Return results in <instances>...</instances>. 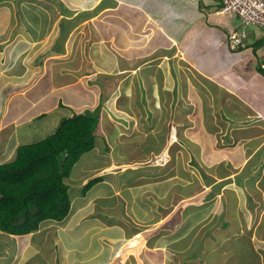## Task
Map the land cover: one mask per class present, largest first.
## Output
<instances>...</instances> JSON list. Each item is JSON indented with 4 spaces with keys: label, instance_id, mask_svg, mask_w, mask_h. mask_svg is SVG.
Wrapping results in <instances>:
<instances>
[{
    "label": "crops",
    "instance_id": "obj_1",
    "mask_svg": "<svg viewBox=\"0 0 264 264\" xmlns=\"http://www.w3.org/2000/svg\"><path fill=\"white\" fill-rule=\"evenodd\" d=\"M160 9H163L165 13L168 12L167 17L176 27L173 33L168 32V29L162 26L159 20L162 14L158 15L156 12ZM122 13L124 20L128 19L125 22L128 25L125 32L128 33L127 30L131 24L133 27L139 25L140 35L128 33L130 34L129 39L132 37L129 44L120 49L119 53H114L112 52L114 49H110L112 44L109 45V41L104 43L106 38L98 40L100 38L97 35L102 34L109 39L112 38L111 36L114 38L113 32L102 31L101 33L100 22L108 17L117 18ZM221 14L224 13L220 12L216 0H0V143L5 145L9 141L11 152L8 160H2V163L13 158L17 146L20 145L19 135L27 127V130L32 129L33 133L39 130L45 121L51 119L59 121L73 112H82L84 109L93 110L98 102L102 103V95L117 84L119 94L115 101L113 100L114 104L109 110L110 113L113 112L114 117L118 116L116 114L123 116L127 113L125 109L117 107V105L122 107L118 104L121 98L122 100H137L135 96L138 94L139 100L144 101L145 98V102L153 106L150 115L146 112L147 109L141 114H147V118L155 120L154 134L163 140V134L166 136V134L174 133L177 147H179L178 141L182 138L180 130L189 128L187 120L193 125L194 120L199 119L201 122L200 124L198 120L199 128L205 136L201 164L204 167L219 165L224 168L227 165L234 171L232 174H224L225 177L234 176V179H246L251 176L246 181H256L258 184L264 168V110L255 108L249 102H242L244 98L240 92L235 90V84L232 82V78L237 76L239 70L235 68L237 66L230 67V63L236 59L235 54L240 55L246 52L245 56L244 54L239 56L242 60L252 54L251 43H245V51L241 50L242 47L237 51H232L227 43L228 34L222 33L221 39L218 40L210 37L211 33L191 32L195 26L202 27L201 30L205 31L207 22ZM192 17H195V24L191 21ZM176 21H182L180 24L187 27L182 28ZM82 23L85 25L82 27L83 30H80ZM78 29L79 32L76 33ZM155 30L158 32L156 33ZM100 43L102 45L99 47L102 51L97 48L96 51L89 53V47L86 49L89 45L98 46ZM187 49H192L191 53H187ZM76 51L79 55L82 54L78 59V65L74 63L75 61H71ZM205 61L213 63L220 61V66L212 68ZM262 63L264 64V58L261 59ZM247 74L250 75L248 69L243 75L247 77ZM65 75L71 76V79L58 80ZM258 78L260 82L255 85L260 96L264 94V76L261 75ZM99 80H102L101 83ZM75 86H78L80 92L87 98L75 100L73 93L63 92V90H73ZM220 93H223L222 102L218 97ZM195 98L198 99L197 104L201 107L204 105L201 113L199 105L195 106ZM237 101L246 105L247 108L239 110L235 108L225 112L228 105L229 107L234 106L230 103ZM105 102H110V98H107ZM142 106L146 107L145 104ZM36 107L39 110L34 114H29ZM101 108H104L103 105L100 111ZM203 109H206L205 113ZM102 113L106 121L99 122L100 127L98 128L102 131L101 126H106L109 130L113 126L108 121L110 120L109 113L99 112L100 118ZM168 116L176 118L177 121L166 128H156V122H166ZM142 118L145 117L142 115L138 117V123L142 122ZM182 119L183 123H187H185V128L184 125H180ZM34 122L36 124L32 125ZM179 125L182 126L181 129ZM108 136L109 134L107 136L99 134L103 141L108 140L106 142H109ZM111 137L113 141L116 138L114 135ZM14 144L17 145L13 148ZM11 149L14 151L12 152ZM259 169L261 171L257 177ZM97 177L103 180L102 176ZM102 188L108 194L114 191ZM129 188L130 186L122 184L115 187V190L122 191L123 196L126 197ZM239 188L238 185L236 189L232 186L226 191L232 193L231 196L236 203L233 210L229 212L236 213L234 210L238 207L240 209L243 204L242 190ZM98 190L103 191L101 188ZM171 192L175 198V208L181 210L175 211L179 221L167 222L169 226L164 225L165 233H159L152 239L162 236L167 238L171 250H175L174 254L178 255L183 248L192 245L191 242L195 240V235L202 238L205 231L201 228L197 234L194 232L199 224H203L201 220L195 224L197 217L190 216L194 207L189 204L183 208L184 206L179 207V204H176L181 200L188 203L192 194L178 197L177 191ZM252 193L253 196L259 195L256 191ZM119 199L120 197L116 198L115 203L120 204L118 208L121 209L124 205L118 201ZM222 204L223 201L218 205L221 208V214L224 210L228 211V208L224 209L225 205ZM92 207L88 208L86 218H82L83 223L80 221L81 227L72 226L70 230L74 229L75 233L70 232L66 237H62L61 234L57 237V234L55 236L47 229L46 226H53L57 222L50 220L41 222L38 229L28 235L17 236L16 238L22 239L21 243H24L21 248L29 251L31 249L34 253L28 258L25 257L26 259L22 260L23 264L40 254L42 246L46 243H40V241L46 232V238L53 235L49 242L54 244L52 255L55 260L57 258L58 263L56 264H116L120 256L119 252L125 249L119 246V239H131L132 241L139 236V233L132 232L133 227L128 222L125 225L127 227L119 228L118 235L108 236V228L119 224L113 222L115 213L108 209L104 217H101ZM214 208L218 209L216 206ZM147 210L145 208L142 213L152 211L150 208ZM221 214L218 215L219 219ZM222 223L218 225L224 226ZM41 232L44 233L42 238L39 237L38 242L28 238ZM190 233L192 235L188 236ZM206 233L204 240L212 236L210 232ZM186 238L189 239L184 242ZM141 239H138L139 245L142 243ZM96 240L99 243H94ZM79 243L85 246L77 251ZM209 249L210 247L206 248L207 251ZM236 250L238 251L237 248ZM144 251L153 253L157 250L149 246ZM174 254L169 253L171 256ZM259 254L257 252L256 256ZM12 258V262L15 263L19 262L21 256L12 255Z\"/></svg>",
    "mask_w": 264,
    "mask_h": 264
},
{
    "label": "rangeland",
    "instance_id": "obj_2",
    "mask_svg": "<svg viewBox=\"0 0 264 264\" xmlns=\"http://www.w3.org/2000/svg\"><path fill=\"white\" fill-rule=\"evenodd\" d=\"M156 12L158 15L162 14L161 19H159L161 20L162 26L167 28L168 32L173 33L176 27L167 17L169 15L168 12L165 13L163 9L157 10ZM127 20V18L124 20V15L122 13L117 16V18L108 17L100 22L101 33L102 31L108 33L113 32L115 37L113 38V36H111L112 38L109 39L99 34L97 35L98 38H100L98 40L106 38V40L103 39L104 43L109 41V45L112 44L110 49L113 48L114 50H112V52L114 51V53H119L120 49H123L129 44V40L132 39V37L129 39L130 34L128 33H138V36L140 35L139 25L133 27V24H131L129 30H127L128 33L125 32L128 27L127 23H125ZM191 21L195 24V17H192ZM140 22H142V19H140ZM176 22L182 28L187 27L186 25L180 24L182 21ZM207 24L208 25L205 26V31L201 30L202 27L199 28V26H195L191 32L211 33L212 35L210 37H215L218 40L221 39L222 33L228 34V47V36L233 33V31L240 32L241 30H245L249 35L243 38L241 45L232 49V51H237L239 50L238 48L242 47L241 50L245 51V43L248 42L251 43L250 47L252 53L243 60L239 58V56H243V54L245 56L246 52L240 55H238V53L234 55L236 59L233 63H230V67L237 66L235 68H237L239 72L236 74L237 76L232 78V82L235 84V90L240 92L242 98H244L242 100L243 103L249 102L255 108L264 110V94H260L259 96L258 89H256L257 86L255 85L260 82L258 77L262 75L257 70V67L261 64V59L263 60L264 58V27L255 25L242 27L241 20L230 13L221 14L212 21L209 20ZM84 25L85 23L80 24V30H83L82 27ZM123 31L125 33H123ZM78 32L79 29L76 33ZM155 32L157 33L158 30H155ZM99 45L101 46L102 44L100 43L98 46L89 45L86 49L89 47V53L90 51H96L97 48L102 51ZM186 51L187 53H191L192 49H187ZM81 55L82 54L79 55L76 51L71 61H75L74 63L78 65V59ZM93 58H95L94 55ZM208 59L210 60V55ZM205 63L212 68H218L220 66V61L216 63L205 61ZM67 66L70 65L67 64ZM227 66H229L228 63ZM247 69L250 75L247 74V77H245L243 74H246ZM250 71L255 74H251ZM68 79L70 80L71 76L65 75L58 80ZM101 81L99 80L100 83ZM117 82L116 80V83ZM85 83L86 81L84 84ZM204 84H206V81H204ZM113 87V89H108L107 93L102 95V103L100 105V107H102V105L104 107L103 109L101 108V111L105 113L107 111L109 113L110 120L108 121L113 126L109 130L106 126H101V131V129L98 128L100 127V123H98L94 148L80 157L78 162L72 167L69 176L65 179L71 201L69 213L63 220L57 221L53 226H46L47 229L53 232L55 236L57 234V237H59L60 234L62 237H66L70 232L71 234L73 232L75 233L74 229L70 230L71 227L74 225H76V227H81L80 225L82 224L80 221L82 222V218H86L87 215L85 214L89 211L88 208L93 206L92 209L98 212L101 217H104L108 209L115 213L113 222H118L119 224L108 228V236L118 235L119 228L127 225L128 222L133 227L132 232L139 233V236L132 241L131 239H119V246L125 249L119 252L120 256L116 264H264V168L262 169L261 175V169L257 172L259 173L257 177L259 175L261 176V180L257 184L256 181H246L251 176H248L246 179H234V176L225 177L224 174H232V171H234L232 167H228L227 165H225L227 169L219 165L204 167L200 159H202L204 155L205 136L201 133L202 129L199 128V123L201 124L199 119V123L198 120L195 119L192 123L193 125L187 120L189 128L188 130H180L182 138L178 141L179 147H177V144H175L176 135L174 133L172 135L170 133L166 134V136L163 134V140L158 135L154 134L155 120L147 118V114H141L142 111L147 109L148 111L146 110V112L150 115L153 111V106L145 102V98L144 101L139 100L138 94L135 96L137 100H122L121 98L118 104L122 107L118 105L117 107L118 109H125L127 113H124L125 115L123 116L116 114L118 116L114 117L115 115L112 114L113 112L110 113L109 110L112 108L115 98L118 97L119 91H117V84L113 85ZM140 89L143 90L142 88ZM63 92L69 94L73 93V98L75 100L87 98L86 95L80 92L78 86H75L73 90L68 89L63 90ZM58 93L60 92L58 91ZM222 94L223 93H220V96H218L220 102H222ZM107 98H110V102H105ZM195 101V106H198V99L195 98ZM243 103L238 101L230 103V105L234 104V106L229 107L228 105L225 112L231 109L234 110L235 108V110L247 108ZM98 104L100 103L98 102ZM142 104H145L146 107H143ZM96 107L97 106H95L93 110ZM199 107L201 108H199L201 113L202 107L200 105ZM38 110V107H36L32 109L29 114H34ZM101 111L99 110V112ZM203 112L205 113L206 109H203ZM140 115L145 118H142V122L138 123L137 119ZM101 116L100 118L98 114L100 119L99 122H105L106 119L103 117V113ZM168 117L166 122H156V128H166L177 121L176 118ZM183 118L185 117L183 116ZM45 122L44 124L42 123L43 125L39 130L33 133V130H27V127V129L19 135L18 141L20 145L32 144L46 138L57 127V122L59 121L51 119ZM185 123L186 122L183 123L182 119L180 125H184L185 128ZM35 124V122L32 123V125ZM180 125L179 128L181 129L182 126ZM168 131L170 130L168 129ZM99 134L102 136H107L109 134L110 137L108 136V139L110 143L106 142L108 141L107 139L104 140V142L103 139L99 137ZM113 135L116 137L114 141L111 137ZM167 137L169 139H167ZM0 144V163H2V160H8L11 155L9 149L10 142L8 141L5 145H2V143ZM16 145L17 144H14L13 148ZM105 147H107L108 150L105 149ZM11 151L13 152L14 149H11ZM97 176H102L103 180L101 178V181L94 184L85 196H80L79 192L81 187L87 181ZM122 184L127 187L130 186L126 197L123 196L124 194H122V191L115 190V187ZM237 185L240 187L239 190H242L243 204L241 205L239 203L242 210L241 207L239 209L237 205L238 208L234 210L236 213H233L229 211L233 210L235 207V199L232 198V193L226 191L232 186L236 189ZM102 187L114 191L108 194ZM97 188H101L103 191L100 192ZM171 191H177L178 197L192 194L188 203L181 200L176 204H179V207L184 206L183 208L189 204V206L194 207V214L192 213L190 216L197 217L195 219V224L200 220L203 221V224H199L200 227L197 226L194 232L197 234L201 228L205 231L202 238L195 235V240L191 242L192 245H188V248H183V251L179 252L178 255L174 254L175 250H171L167 238L162 236L154 240L152 239L159 233H165L164 225H168L167 222L171 220L173 222L179 221L176 218L175 211L181 210L180 208H175V198ZM252 191H256L259 195L253 196ZM246 192L249 193L246 194ZM119 197L120 199L118 201L120 203L122 202L124 205L121 209L118 208L120 204L115 203L116 198ZM221 201H223L222 205H225L224 209L228 208V211L224 210L222 214L221 208L218 206ZM215 206L218 208L217 210L214 208ZM98 208L106 209L99 210ZM145 208L148 210L150 208L152 211L142 213ZM204 209L206 210L204 211ZM220 214L221 217L219 219L218 215ZM205 218L207 219L205 220ZM154 221L158 223L154 224ZM219 223L224 224V226H219ZM87 227L89 228V225ZM206 230L212 234L211 238H207V246V240L203 239L207 235ZM0 233V264H23L22 260L34 254L31 249L29 251L21 248V246L24 245L23 242L21 243L22 239L18 240V238H16L17 236L10 238L9 235L2 232ZM43 233L44 232H41L34 237L28 238H32L38 242L40 239L39 237L41 236L42 238ZM130 233L131 232H129V234ZM46 234L47 232L40 241V243L46 242L42 246L40 254L33 259L31 258L32 260H28L24 264H56L57 258L55 260L54 255H52L54 244L53 242H49L50 237L53 235H49L48 238H46ZM191 235L192 233L188 234V236ZM139 238H143V240L141 239V245L138 243ZM188 239L189 238L184 239V242ZM215 239L219 240L212 241ZM94 243L99 242L96 240ZM83 246L85 245L79 243L77 251L81 250ZM146 246H150L151 249L157 251L153 253H147L146 251L145 253L144 250L147 249ZM207 247H210L209 251L206 250ZM192 249L195 250L192 252ZM167 250L168 253L166 254ZM186 252L188 253L185 254V256H181V254ZM257 252L260 254L256 256ZM169 253L174 255L171 256ZM22 254L24 255L22 256ZM12 255H20L21 258L19 262L21 263L18 261L15 263L12 262Z\"/></svg>",
    "mask_w": 264,
    "mask_h": 264
},
{
    "label": "trees",
    "instance_id": "obj_3",
    "mask_svg": "<svg viewBox=\"0 0 264 264\" xmlns=\"http://www.w3.org/2000/svg\"><path fill=\"white\" fill-rule=\"evenodd\" d=\"M257 70L264 76L260 64ZM99 107L62 117L49 136L17 146L13 158L0 164V232L23 236L43 221H61L68 215L71 201L65 179L94 148ZM99 181L101 177L87 181L80 196Z\"/></svg>",
    "mask_w": 264,
    "mask_h": 264
},
{
    "label": "built area",
    "instance_id": "obj_4",
    "mask_svg": "<svg viewBox=\"0 0 264 264\" xmlns=\"http://www.w3.org/2000/svg\"><path fill=\"white\" fill-rule=\"evenodd\" d=\"M216 2L220 12L238 17L242 22V27L248 25L264 27V0H216ZM245 36H247L245 30L229 34L230 47L236 48L241 45ZM261 68L264 71V64Z\"/></svg>",
    "mask_w": 264,
    "mask_h": 264
},
{
    "label": "clouds",
    "instance_id": "obj_5",
    "mask_svg": "<svg viewBox=\"0 0 264 264\" xmlns=\"http://www.w3.org/2000/svg\"><path fill=\"white\" fill-rule=\"evenodd\" d=\"M247 36H249L248 34H247ZM229 47H230V45H229ZM231 48V47H230ZM231 49H234V48H231ZM263 64V63H262ZM262 64H260V66L262 65ZM28 235V234H27Z\"/></svg>",
    "mask_w": 264,
    "mask_h": 264
},
{
    "label": "bare ground",
    "instance_id": "obj_6",
    "mask_svg": "<svg viewBox=\"0 0 264 264\" xmlns=\"http://www.w3.org/2000/svg\"><path fill=\"white\" fill-rule=\"evenodd\" d=\"M156 74V73H155Z\"/></svg>",
    "mask_w": 264,
    "mask_h": 264
}]
</instances>
